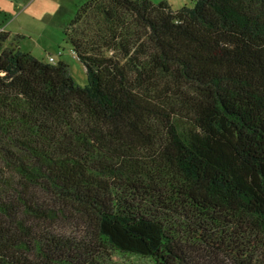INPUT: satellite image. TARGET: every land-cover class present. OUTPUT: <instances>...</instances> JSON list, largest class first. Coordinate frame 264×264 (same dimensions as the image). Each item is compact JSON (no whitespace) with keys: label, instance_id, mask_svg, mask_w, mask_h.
I'll return each instance as SVG.
<instances>
[{"label":"trees","instance_id":"1","mask_svg":"<svg viewBox=\"0 0 264 264\" xmlns=\"http://www.w3.org/2000/svg\"><path fill=\"white\" fill-rule=\"evenodd\" d=\"M64 37L85 86L0 33V264H264V0H91Z\"/></svg>","mask_w":264,"mask_h":264},{"label":"rangeland","instance_id":"2","mask_svg":"<svg viewBox=\"0 0 264 264\" xmlns=\"http://www.w3.org/2000/svg\"><path fill=\"white\" fill-rule=\"evenodd\" d=\"M89 1L91 0H0V22L4 18L11 20L20 15L9 28L11 31L22 32L21 36L17 37L11 33L14 37L11 39L18 43L20 50L31 53L38 59H47L51 56L56 62L67 63L75 81L85 86L87 78L84 67L73 56L71 47L65 41L64 32L75 18L78 8ZM152 1L154 3L166 1L175 11L184 7L192 8L196 2V0ZM137 262L143 263L140 260H136Z\"/></svg>","mask_w":264,"mask_h":264},{"label":"crops","instance_id":"3","mask_svg":"<svg viewBox=\"0 0 264 264\" xmlns=\"http://www.w3.org/2000/svg\"><path fill=\"white\" fill-rule=\"evenodd\" d=\"M1 14L3 15V13H1ZM19 16L20 15L16 16L15 18H13L14 20L13 19L7 20V18H4L3 21L0 22V33H8L10 38H14L13 36H15V35H16V37L17 36H21V34H22L21 31H19V30H15V31L9 30V28L11 26H13V24L16 22V20L18 19ZM4 17H6V16H4ZM11 33H13L12 34L13 36L11 35Z\"/></svg>","mask_w":264,"mask_h":264},{"label":"built area","instance_id":"4","mask_svg":"<svg viewBox=\"0 0 264 264\" xmlns=\"http://www.w3.org/2000/svg\"><path fill=\"white\" fill-rule=\"evenodd\" d=\"M49 61L53 63L55 61L54 57H49Z\"/></svg>","mask_w":264,"mask_h":264}]
</instances>
